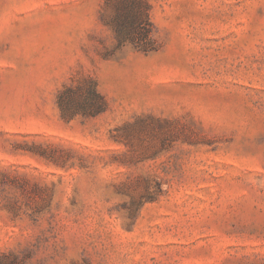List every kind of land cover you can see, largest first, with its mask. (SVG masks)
Wrapping results in <instances>:
<instances>
[{
	"label": "rangeland",
	"instance_id": "374dc122",
	"mask_svg": "<svg viewBox=\"0 0 264 264\" xmlns=\"http://www.w3.org/2000/svg\"><path fill=\"white\" fill-rule=\"evenodd\" d=\"M143 1L0 0V264H264V0Z\"/></svg>",
	"mask_w": 264,
	"mask_h": 264
},
{
	"label": "trees",
	"instance_id": "16d2710c",
	"mask_svg": "<svg viewBox=\"0 0 264 264\" xmlns=\"http://www.w3.org/2000/svg\"><path fill=\"white\" fill-rule=\"evenodd\" d=\"M114 15L106 24L115 32L119 44L131 43L139 50L150 51L152 46V26L148 9L143 0H117ZM90 99L77 102L67 97L59 98V106L64 117L83 113L95 115L103 110L104 100L93 86Z\"/></svg>",
	"mask_w": 264,
	"mask_h": 264
}]
</instances>
